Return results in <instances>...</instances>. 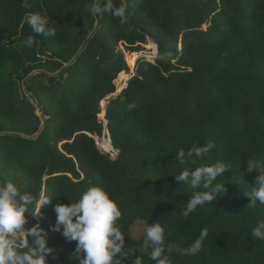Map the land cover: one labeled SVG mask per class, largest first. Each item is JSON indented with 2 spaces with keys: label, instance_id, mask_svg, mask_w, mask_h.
I'll return each instance as SVG.
<instances>
[{
  "label": "trees",
  "instance_id": "trees-1",
  "mask_svg": "<svg viewBox=\"0 0 264 264\" xmlns=\"http://www.w3.org/2000/svg\"><path fill=\"white\" fill-rule=\"evenodd\" d=\"M29 2L0 0V181L52 197L25 225L46 231L49 264H80L76 241L52 230L55 206L93 185L122 206L117 223L131 255L121 264L138 256L155 264L145 234L133 233L138 220L158 221L165 244L180 248L208 229L198 255L174 248L168 264H264V241L251 235L264 204L245 194L259 175L246 171L249 159L264 164V0H113L126 8L123 25L111 14L91 16L94 0ZM31 13H47L55 35L32 33L24 22ZM29 36L32 48L23 45ZM150 40L159 49L153 60L142 54ZM121 43L141 54L104 114L102 100L129 71ZM108 135L116 156L94 137ZM209 141L207 155L175 160L180 149ZM216 161L231 167L216 178L226 192L184 218L199 189L176 174Z\"/></svg>",
  "mask_w": 264,
  "mask_h": 264
},
{
  "label": "clouds",
  "instance_id": "clouds-1",
  "mask_svg": "<svg viewBox=\"0 0 264 264\" xmlns=\"http://www.w3.org/2000/svg\"><path fill=\"white\" fill-rule=\"evenodd\" d=\"M22 7L30 8L29 0H22ZM88 11L93 17L111 14L119 18L121 25L128 22L125 6L121 4L114 7L113 0H94ZM24 22L36 35H55V29L48 27L50 18L47 13L28 14L24 17ZM34 43L32 36L23 41L27 48H32ZM128 107L131 109L135 105ZM214 147V142L209 141L202 146L194 145L187 152L180 149L175 160L180 165H185L193 155L203 157ZM229 169L231 167L223 161H216L195 169L185 167L176 174L177 182L189 184L194 190L199 189L188 199L182 211L184 218L226 192L225 184L219 183L216 178ZM261 169H264V164L249 159L246 171L259 172L255 186L245 193L251 198L250 204L257 201L264 204V171ZM51 199L43 191L33 195L22 192L16 182L0 181V264H49L48 257L54 249L48 245L46 231L39 224L31 228H26L25 225L28 216H38ZM71 201L70 204L60 203L55 206L57 220L52 230L62 231L67 240L76 241L75 253L83 257L80 264H121L125 256L131 255L128 249L125 250L126 235L117 223L122 217V206L105 187L89 186L78 200ZM165 232V227L158 221L149 224L145 231L143 248H151L147 255L155 264H168L169 254L174 248L183 256L198 255L208 236V229L204 228L194 242L186 248H180L173 243L165 244ZM251 235L255 240L264 241V220L257 223ZM29 237L33 239L35 246L29 245ZM134 264H141L139 256Z\"/></svg>",
  "mask_w": 264,
  "mask_h": 264
},
{
  "label": "rangeland",
  "instance_id": "rangeland-1",
  "mask_svg": "<svg viewBox=\"0 0 264 264\" xmlns=\"http://www.w3.org/2000/svg\"><path fill=\"white\" fill-rule=\"evenodd\" d=\"M120 45H121V47L125 51V58H126V61H127L128 66H129V71H127V72L124 71L121 76L119 74V78L116 80V85H117L116 92L109 94L105 98L104 104H101L102 105V108H103V111L102 112L105 111L109 100L111 98H113L114 96H116V95L119 94V92L122 90V88L127 84V82L129 80V78L131 77V75L134 74V66H135L136 60L139 57V55L141 54V53H138V52L137 53L135 52V53L130 54V52L125 48V46L122 43ZM153 47H156V44L153 43L150 40L149 42H147L145 44V51L142 54H144L145 56H147V58L153 60V58H155L157 56V55L154 56L152 54L153 53ZM158 53H159V50H158ZM104 114H105V112H104ZM97 137H98V141L100 142V145L102 147L103 146L102 144L104 142L103 141V137L102 138H100L99 136H97ZM101 149H103V148H101ZM103 150L105 151V149H103ZM146 228H147L146 223L138 220L133 225V233H134V235L136 237H140L141 235H144L145 234Z\"/></svg>",
  "mask_w": 264,
  "mask_h": 264
},
{
  "label": "built area",
  "instance_id": "built-area-1",
  "mask_svg": "<svg viewBox=\"0 0 264 264\" xmlns=\"http://www.w3.org/2000/svg\"><path fill=\"white\" fill-rule=\"evenodd\" d=\"M158 46L156 45V47H153V55L154 56H156V55H158ZM119 78V77H118ZM127 85V84H126ZM125 85V86H126ZM124 86V87H125ZM101 119L102 120H104L105 122H106V119H105V116H101ZM95 137V139L97 140V143H98V145L101 147V145H100V142L98 141V137L97 136H94ZM107 137H110V135H108ZM102 148V147H101ZM105 151L106 152H109V153H111L113 156H116V154H117V151L113 148V147H111L110 149H105Z\"/></svg>",
  "mask_w": 264,
  "mask_h": 264
},
{
  "label": "bare ground",
  "instance_id": "bare-ground-1",
  "mask_svg": "<svg viewBox=\"0 0 264 264\" xmlns=\"http://www.w3.org/2000/svg\"><path fill=\"white\" fill-rule=\"evenodd\" d=\"M137 53V52H136ZM135 56V55H134ZM104 102H105V99L104 100H102V102H101V104H104ZM104 142H103V146H102V148L103 149H110L111 148V142L110 141H108V140H103Z\"/></svg>",
  "mask_w": 264,
  "mask_h": 264
},
{
  "label": "water",
  "instance_id": "water-1",
  "mask_svg": "<svg viewBox=\"0 0 264 264\" xmlns=\"http://www.w3.org/2000/svg\"><path fill=\"white\" fill-rule=\"evenodd\" d=\"M103 140H108V141H110V142H111V147H113L112 140H111L110 137H104Z\"/></svg>",
  "mask_w": 264,
  "mask_h": 264
}]
</instances>
